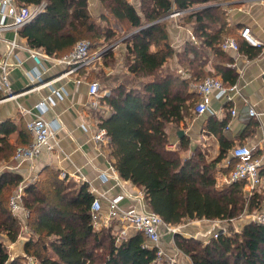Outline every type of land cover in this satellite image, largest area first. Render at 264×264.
Instances as JSON below:
<instances>
[{"label":"trees","instance_id":"obj_1","mask_svg":"<svg viewBox=\"0 0 264 264\" xmlns=\"http://www.w3.org/2000/svg\"><path fill=\"white\" fill-rule=\"evenodd\" d=\"M14 1L17 6L44 4L16 33L26 47L47 56L60 58L85 40L91 55L105 48L100 59L103 66L113 68L118 60L112 45L118 40L125 45L119 72L106 74L101 68L88 72L85 67L79 71L88 83H98L99 102L109 108L107 116L99 109L97 119L98 128L106 133L112 165L120 179L141 190L147 207L172 227L192 220L228 224L224 233L206 240L173 234L175 246L191 264H264V224L251 220L238 231L231 223L261 210L264 192L253 190L249 195L243 181L216 185L215 172L231 146L219 138V154L210 161L199 151L181 157L188 148L184 138L178 151L166 149L167 128L193 115L197 98L189 91L191 82L217 77L201 69L209 51L219 56L221 43L232 37L238 52L250 58L260 52L240 33L233 34L224 7L218 5L227 0H138L139 10L130 0H98L103 10L99 17L90 12L88 0ZM179 12L191 27L192 41L176 53L167 26L169 16ZM111 19L124 26L120 36ZM174 55L189 78L166 68ZM217 73L225 86L234 84L231 70ZM225 125L224 120H210L208 127L219 136ZM15 132L17 139L11 141ZM31 141L21 121L20 127L11 120L0 121V162L5 163L0 171V264H164L157 259L156 248L143 246L141 232L117 243L111 231L94 228L90 211L94 195L87 183H77L67 174L62 178V172L46 167L23 185V176L11 166L16 148ZM20 187L23 211L15 212L10 200ZM22 236L27 239L24 256L12 257L8 246Z\"/></svg>","mask_w":264,"mask_h":264},{"label":"crops","instance_id":"obj_2","mask_svg":"<svg viewBox=\"0 0 264 264\" xmlns=\"http://www.w3.org/2000/svg\"><path fill=\"white\" fill-rule=\"evenodd\" d=\"M135 2L138 4L137 10H139V1L135 0ZM99 5L98 0H88L90 12L93 15L96 14L97 17L102 13L96 10ZM218 5L224 7L227 22L233 34L238 36L243 28H249L253 38L262 43V46L259 47L260 52L256 57L250 58L241 51L223 50L219 56L209 51L207 60L200 64L201 69L205 73L217 76L222 82L223 78L217 73V70H231L236 75L233 84L236 89L231 94L230 100L219 99L212 95L205 113L197 115L193 109L191 118L186 119L178 126L171 124L167 128L169 144L174 145L177 148L175 151H178L179 142L184 138L188 143V148L180 153L181 157L189 158L195 151L196 153L199 151L206 161L218 156L219 138L229 144L231 149L215 172L218 187L229 184L227 177L233 166L232 163H234L231 150L237 145L249 147L261 161V184L255 190L264 192V0H227ZM182 14L179 12L170 15L167 26L168 39L176 53L181 51L185 42L192 41L191 27L187 23H183ZM110 21L113 23V25L111 24L113 29L119 28L118 21L114 19ZM13 39L19 46L10 49L7 41ZM117 42L112 45L113 53L118 60L115 67L107 68L99 59L89 67H85V70L101 68L106 74L119 72L122 67L118 55L124 53L125 45L121 40ZM247 45L253 46L248 43ZM25 46V42L18 37L14 30L6 29L0 32V59L4 58L10 63L18 62L19 64L11 67L9 74L14 97H7L0 92V121L11 120L18 127H20L21 121L22 128L27 130V122L39 113L35 106L41 103L45 107L41 116L47 121H53L58 129L53 140L49 142L50 149L42 148L40 154L31 161H13L14 165L11 166V169L23 176V185L35 179L46 167H51L70 176L72 174L83 176L90 191L92 193L98 191L105 198L125 193L129 195L141 194L139 188L132 186L129 181L119 178L112 165L113 159L110 157L107 142H96L93 139V135L99 129L97 111L101 109L104 116H107L109 108L101 103L97 109L89 106V83L85 80V75L79 69L70 74L65 73V68L47 58H42L41 63L37 65L29 56ZM189 57L192 58L191 55ZM193 66L198 69V65L195 67V63ZM166 68L175 70L185 78L190 77V74L179 65L176 55L173 56ZM34 71L40 73V79L31 80L30 73ZM225 82L228 83V81ZM194 83L196 82L192 81L189 85L191 92L193 91L191 85ZM196 98L197 103L198 97L196 96ZM251 109L257 115H250L249 110ZM232 110L236 112L235 115H232ZM210 120L226 122L220 131V137L209 130ZM16 139L17 132L11 135V141ZM4 165L5 163L2 164V166ZM244 190L248 192V189L244 188ZM121 205L141 209V204L136 199L127 198ZM106 209L107 203L106 200H103V210L106 211ZM242 217L251 218L249 214H244ZM235 222L236 220H233L231 223L237 229ZM209 223L211 221H188L176 226V233L185 237L192 236L205 240L211 236L209 231L215 229L211 228ZM225 225L228 224L222 222L220 227L224 228ZM173 242V235L165 234L161 240V246L169 254L175 255L178 264H191L189 258L172 245Z\"/></svg>","mask_w":264,"mask_h":264},{"label":"built area","instance_id":"obj_3","mask_svg":"<svg viewBox=\"0 0 264 264\" xmlns=\"http://www.w3.org/2000/svg\"><path fill=\"white\" fill-rule=\"evenodd\" d=\"M44 4L37 7L33 6H17L14 0H0V32L6 29H12L17 32V29L22 25L31 21L34 16L42 11ZM175 14V13H174ZM240 37L248 44L256 47H261L262 43L253 38L250 29L245 27L240 31ZM9 48L13 49L19 46L16 40L7 41ZM224 51L238 52V44L232 37H227L220 45ZM31 59L39 65L42 58H47L57 65L65 68V73H73L82 67H89L95 61L100 59L101 54L105 51V48L100 49L94 54H89V43L85 40L78 41L73 49L66 55L60 58H53L45 55L38 49H32L25 46ZM19 65L18 62L10 63L6 59H0V92L7 97H14L10 85V70L11 67ZM31 80L40 79V73L34 71L30 73ZM192 90L198 97V101L195 105L194 111L198 115L205 113L208 110L210 97L212 95L217 98L231 99V94L235 91L236 87L225 86L222 80L218 77L207 76L203 80L191 85ZM88 95L90 97L89 106L93 109L100 107L99 102V85L97 82L88 84ZM39 110L34 118L29 120L26 124L28 132L32 136V141L29 145L24 147H17L13 156L16 161H31L38 156L42 148H51L49 142L55 137V133L58 126L53 121H47L41 113L45 111V107L39 103L35 106ZM232 115H235L234 110L231 111ZM250 115H257L254 110H249ZM93 139L96 142H107V137L104 129H98L93 135ZM166 149L169 151H175L177 148L174 145H167ZM231 156L233 158V166L228 174L227 182L232 183L236 181H243L248 194L250 195L253 190L258 188L261 184L260 165L261 161L259 157L255 156L252 149L245 145H237L231 150ZM61 177H65V173H61ZM73 181L77 183L84 182L85 178L78 175H68ZM22 188L20 187L10 200V207L13 211H23L20 205V195ZM94 198L92 200L91 222L96 229H107L115 236L116 242L120 243L122 240L133 235L134 233L141 232L144 236L143 246L147 248H156L157 259L164 264H178L175 259V255H171L166 252L161 246V240L165 234H175L176 228L168 226L163 223L161 218L150 210L145 204L142 193L136 195L121 194L112 198H105L102 193L98 191L93 192ZM136 199L141 205V209L136 207L122 206V202L127 199ZM103 200H106L107 209L103 210ZM24 213V212H23ZM25 214V213H24ZM251 216V220L264 224V208L254 212ZM224 221L213 220L211 221L214 227V231L210 230L211 236L217 237L218 234L224 233L225 228L220 227ZM116 228V229H114ZM164 228V229H162ZM173 246L174 242L172 243Z\"/></svg>","mask_w":264,"mask_h":264},{"label":"water","instance_id":"obj_4","mask_svg":"<svg viewBox=\"0 0 264 264\" xmlns=\"http://www.w3.org/2000/svg\"><path fill=\"white\" fill-rule=\"evenodd\" d=\"M179 134L181 135V132ZM250 222H251V218L249 217L248 218L242 217V218L237 219L235 222V224L237 225V230L241 231L244 228V226ZM26 241H27L26 238L20 237L18 241L15 243V246H14L15 247L14 251L16 252L15 257L24 256L23 247Z\"/></svg>","mask_w":264,"mask_h":264},{"label":"rangeland","instance_id":"obj_5","mask_svg":"<svg viewBox=\"0 0 264 264\" xmlns=\"http://www.w3.org/2000/svg\"><path fill=\"white\" fill-rule=\"evenodd\" d=\"M136 7H138V4H137V2H135V0H130ZM96 10H97V12H102L103 10H102V7H101V5H99V7H98V9L96 8ZM96 15V14H95ZM94 15V16H95ZM97 17V16H96ZM110 22V25L112 24L113 25V23H112V21H109ZM118 29H115L114 28V30H116L117 31V33L119 34V36L124 32V26L123 25H119L118 24ZM120 40H118V42H119ZM117 42V43H118ZM118 54V53H117ZM119 56H121L120 54L118 55V57ZM121 59V58H120ZM92 68H89V70H88V72L91 70ZM5 168V165L4 166H2V162H0V171L2 170V169H4ZM34 180V179H33ZM208 225H210V227L212 228H217V227H214L213 225H212V223H209ZM224 228H227V226L225 225V227ZM190 233V232H189ZM22 237H24V236H22ZM188 237V236H187ZM207 239V238H206ZM205 239V240H206ZM15 244H12V245H9L8 246V251H9V254L12 256V257H15V254H16V252L14 251L15 250Z\"/></svg>","mask_w":264,"mask_h":264}]
</instances>
